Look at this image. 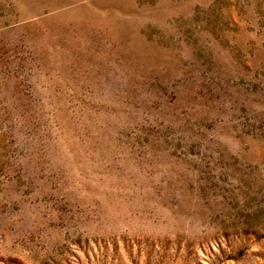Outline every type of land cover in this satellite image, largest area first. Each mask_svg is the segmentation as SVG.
<instances>
[{
  "label": "rangeland",
  "instance_id": "374dc122",
  "mask_svg": "<svg viewBox=\"0 0 264 264\" xmlns=\"http://www.w3.org/2000/svg\"><path fill=\"white\" fill-rule=\"evenodd\" d=\"M0 264H264V0H0Z\"/></svg>",
  "mask_w": 264,
  "mask_h": 264
}]
</instances>
